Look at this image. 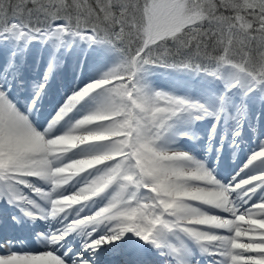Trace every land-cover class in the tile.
<instances>
[{"label":"snow or ice","instance_id":"1","mask_svg":"<svg viewBox=\"0 0 264 264\" xmlns=\"http://www.w3.org/2000/svg\"><path fill=\"white\" fill-rule=\"evenodd\" d=\"M0 264H264V0H0Z\"/></svg>","mask_w":264,"mask_h":264}]
</instances>
